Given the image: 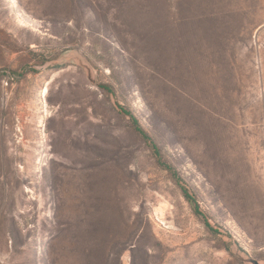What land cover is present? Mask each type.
Wrapping results in <instances>:
<instances>
[{"label":"rangeland","instance_id":"rangeland-1","mask_svg":"<svg viewBox=\"0 0 264 264\" xmlns=\"http://www.w3.org/2000/svg\"><path fill=\"white\" fill-rule=\"evenodd\" d=\"M240 256L264 261V0H0V264Z\"/></svg>","mask_w":264,"mask_h":264},{"label":"trees","instance_id":"trees-1","mask_svg":"<svg viewBox=\"0 0 264 264\" xmlns=\"http://www.w3.org/2000/svg\"><path fill=\"white\" fill-rule=\"evenodd\" d=\"M102 89H106V90H108V91L110 90V88H108L107 86H102ZM125 113H127V112H125ZM128 113H129V112H128ZM128 115H130V114H128ZM132 119H133V123H134V126H135L137 132H139V133H140L141 135H143L146 139H148L149 136L146 134V132H144V131L142 130V128L139 127V125H138V121H137L135 118H132ZM151 141H152V140H151ZM152 150H153V152H154V154H155V156H156L158 162L160 163V165H162V167H163L166 171L170 172V173L174 176V179H176L177 183L179 184V186H180V188H181V190H182V192H183L184 197L186 198V200H187L189 203L193 204V203L195 202V200H194V196L191 194V192H190L189 189L185 186V184H183V182H182L181 178L178 176V174L174 171V169H173L170 165L160 162V161H161L160 150H159L158 146L155 145L154 143L152 144ZM194 211H195V213H196L197 215H200V214H199V209L197 208V206L194 208ZM206 225H208V223H206Z\"/></svg>","mask_w":264,"mask_h":264},{"label":"water","instance_id":"water-1","mask_svg":"<svg viewBox=\"0 0 264 264\" xmlns=\"http://www.w3.org/2000/svg\"><path fill=\"white\" fill-rule=\"evenodd\" d=\"M77 61L79 62V65L82 66L86 70L89 80L92 83H94L95 81H94V74H93L92 69L88 65L84 64L82 60L77 59ZM239 260L245 264H264V261H257L252 258H243L241 256L239 257Z\"/></svg>","mask_w":264,"mask_h":264}]
</instances>
